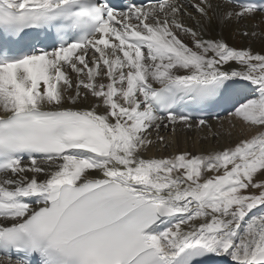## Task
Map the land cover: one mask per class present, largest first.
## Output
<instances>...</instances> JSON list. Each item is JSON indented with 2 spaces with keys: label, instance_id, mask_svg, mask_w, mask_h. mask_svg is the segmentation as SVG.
I'll return each mask as SVG.
<instances>
[{
  "label": "snow or ice",
  "instance_id": "snow-or-ice-1",
  "mask_svg": "<svg viewBox=\"0 0 264 264\" xmlns=\"http://www.w3.org/2000/svg\"><path fill=\"white\" fill-rule=\"evenodd\" d=\"M262 24L264 0H0V264H264V50L222 34ZM210 118L246 134L145 157Z\"/></svg>",
  "mask_w": 264,
  "mask_h": 264
},
{
  "label": "bare ground",
  "instance_id": "bare-ground-1",
  "mask_svg": "<svg viewBox=\"0 0 264 264\" xmlns=\"http://www.w3.org/2000/svg\"><path fill=\"white\" fill-rule=\"evenodd\" d=\"M259 19V18H258ZM264 27V24L261 25ZM258 30V29H257ZM219 30L215 29L210 33L215 37ZM223 37L230 46L237 48L250 46L254 51L264 50V41L261 40H242L239 36H235L232 31L224 30ZM211 130L208 128L184 130L177 128L175 133L171 128L161 129L159 135L164 136L167 141V148L161 147L159 144L150 147L145 153V157H167L179 151H191L196 153H208L215 150L223 149L230 144H234L242 135L246 133L242 130L239 122L230 119L209 120ZM168 134V135H167ZM155 139V133L153 134Z\"/></svg>",
  "mask_w": 264,
  "mask_h": 264
},
{
  "label": "rangeland",
  "instance_id": "rangeland-1",
  "mask_svg": "<svg viewBox=\"0 0 264 264\" xmlns=\"http://www.w3.org/2000/svg\"><path fill=\"white\" fill-rule=\"evenodd\" d=\"M221 120V119H220ZM217 121V120H216ZM219 121V120H218ZM168 135V134H167Z\"/></svg>",
  "mask_w": 264,
  "mask_h": 264
}]
</instances>
